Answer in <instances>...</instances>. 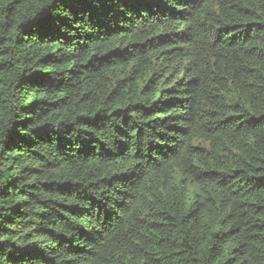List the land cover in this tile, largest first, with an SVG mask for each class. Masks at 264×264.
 Instances as JSON below:
<instances>
[{
    "label": "trees",
    "instance_id": "trees-1",
    "mask_svg": "<svg viewBox=\"0 0 264 264\" xmlns=\"http://www.w3.org/2000/svg\"><path fill=\"white\" fill-rule=\"evenodd\" d=\"M0 264H264V0H0Z\"/></svg>",
    "mask_w": 264,
    "mask_h": 264
}]
</instances>
